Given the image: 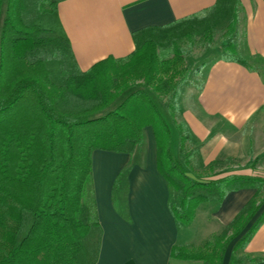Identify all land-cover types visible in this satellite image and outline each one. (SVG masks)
<instances>
[{"label":"trees","instance_id":"obj_1","mask_svg":"<svg viewBox=\"0 0 264 264\" xmlns=\"http://www.w3.org/2000/svg\"><path fill=\"white\" fill-rule=\"evenodd\" d=\"M63 1L0 0V264H96L102 229L93 201L92 155L140 157L146 128L154 135L156 169L179 228L193 222L201 204L255 190L219 234L198 247L175 246L170 258L223 264L234 242L228 264H254L241 251L264 224V212L251 223L264 206V178L235 174L231 167L216 171L223 161L195 172L189 163L195 149L183 148L191 137L175 119L178 88L189 74L178 68L183 40L211 41L213 32L222 31L227 41L221 59L253 69L236 56L239 1L217 0L202 14L140 30L129 56L104 59L87 71L78 68L59 20ZM166 52L172 57L161 59ZM171 125L183 162L172 151ZM129 171L122 170L117 181L126 183ZM118 190L125 195L127 186Z\"/></svg>","mask_w":264,"mask_h":264},{"label":"crops","instance_id":"obj_2","mask_svg":"<svg viewBox=\"0 0 264 264\" xmlns=\"http://www.w3.org/2000/svg\"><path fill=\"white\" fill-rule=\"evenodd\" d=\"M216 1L65 0L57 11L76 64L87 71L104 59L129 56L135 49L134 33L202 14ZM238 1L236 55L253 69L221 58L212 62L180 117L204 165L231 160L239 164L235 174L264 178V0ZM144 137L140 157L99 151L92 155L93 201L102 229L96 264H184L170 258L172 248L198 247L219 234L255 193L245 189L229 193L221 204L203 203L193 222L179 228L169 208L167 184L156 169L151 128L144 130ZM128 166L119 209L113 202L114 185ZM262 212L264 206L251 223ZM231 250L232 244L223 264H228ZM241 253L256 260L254 264H264V224Z\"/></svg>","mask_w":264,"mask_h":264},{"label":"rangeland","instance_id":"obj_3","mask_svg":"<svg viewBox=\"0 0 264 264\" xmlns=\"http://www.w3.org/2000/svg\"><path fill=\"white\" fill-rule=\"evenodd\" d=\"M238 23H239V20H238ZM237 35H238L237 31L235 30V33L233 36V41L235 43V46L237 43ZM226 41L227 40H226V36L224 32L218 31V32H213L211 36V41H208L207 38L205 39L203 37L200 38L197 36V37H193L189 41L183 40L182 42L179 43V48L183 52L184 60H183V63L178 68H183L185 71L189 72L187 80L179 86L178 88L179 90L175 98L176 99L175 105L177 107L175 119L178 124H182L184 126L182 127L184 128L183 129L184 135L186 134L189 135V131L187 130L185 123L181 120L180 114L185 108V106L188 103L192 102V97H193L192 95L197 90L200 84L203 70H205L212 62L221 58L223 54V46L225 45ZM159 57L161 59H168L172 57V53L171 52H166L165 54L159 53ZM201 66L202 68L199 73L197 72V68ZM165 100H166L165 98H162V102H165ZM170 132L173 138L172 151L175 153L176 156L179 157L180 161L183 162V157H182L183 153L182 152L177 153L175 149V144H177L176 139L177 141L179 140V133L176 130L174 125L170 126ZM191 139L184 143L183 148L185 152H189L193 147H195L194 146L195 143L192 142ZM189 163H190L191 168L197 173L199 172L203 173L206 170V167L209 165V164L204 165V163L198 158L197 155L195 156L194 153H193V156L190 158ZM237 166H239L238 162L231 161V160L223 161V164L221 166L216 167V171H219V169L224 168V167H227V168L231 167L232 169H234V171H239V168L235 170ZM115 183H116V190H114L113 192L114 193L113 202L116 204V206L118 205V208L120 209L122 208V203L124 201L122 199L124 194L120 193V191L118 190V187L119 188L124 187V185L127 186V181L126 183H124V181L118 182L116 180ZM209 203L210 205H213L214 203L216 204V202H209ZM184 264H196V263L184 262Z\"/></svg>","mask_w":264,"mask_h":264}]
</instances>
